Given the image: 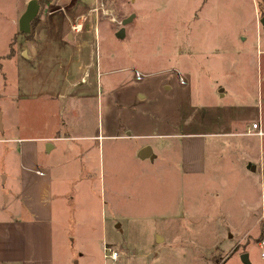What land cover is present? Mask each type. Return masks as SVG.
Returning <instances> with one entry per match:
<instances>
[{"label": "crops", "instance_id": "crops-1", "mask_svg": "<svg viewBox=\"0 0 264 264\" xmlns=\"http://www.w3.org/2000/svg\"><path fill=\"white\" fill-rule=\"evenodd\" d=\"M45 13L34 36L27 42L25 51L9 57L15 61L13 92L6 93L5 77L0 79V264L146 262V254H127L118 241L109 238L112 223L127 221L137 214L134 207L136 199L129 196L126 201H110L105 193L111 186L115 190L127 188L132 191L137 188L139 178L135 173L139 172V166L150 168L159 154H175V165L180 176L197 175L222 162L223 159L216 160L210 156L221 147L217 143L243 138L247 146L242 143L238 149L229 146L221 148L228 151L229 155L233 150L239 152L244 160L242 169L246 174L257 175L258 183L263 187L262 113L258 112L257 119L252 118L247 123L231 120L232 131L201 130L186 135L149 131L155 126L164 129L175 123L176 103L171 106L164 102L163 110L152 114L153 120L146 115L135 116L133 113L122 115L123 119L113 116L114 104L110 97L112 94L117 95L123 85L132 89L133 84L144 81L145 84L143 82L142 86L132 89L130 93L136 97L142 91V98L148 101L161 94L156 91L157 87L152 81L144 80L148 76L137 80L131 67L112 66L120 57L115 42L123 44V37L113 39L106 36L104 41L99 36L103 22L98 18L93 4L74 0L70 8L61 7ZM75 24L78 29L73 30ZM259 36L255 32L258 40ZM141 41L150 42L145 38ZM170 41V47L166 43L165 46L163 40L159 42L161 51L164 48V52H167L177 43L183 45L185 39ZM157 45H154L155 55L171 56L170 53L159 54L161 51H158ZM124 47L129 52L130 46ZM144 49L146 46L142 47V52ZM22 57L28 60L24 69L20 68L18 59ZM104 58L109 65L104 66ZM118 77H121L120 80ZM164 81L161 96L163 101H168L171 85H168L167 79L164 78ZM215 83L218 84V80ZM150 88L153 90L152 96L148 94ZM222 91L221 97L225 96V91ZM19 98L31 105V122L27 124H16L12 119L15 108H10L8 103L14 105L13 101ZM94 102L97 112L100 106L101 110L107 111L109 116L106 123L98 116L93 122L83 119ZM220 122L226 121L220 119ZM155 123L158 125H153ZM253 123H258L259 129L263 131L261 136L251 128ZM155 139L157 148L153 147ZM158 139L169 141L163 145ZM136 141L141 142L135 144ZM144 146L151 147L152 159L137 156ZM106 149L111 156L107 167ZM230 160L233 161V158ZM96 192L100 194L99 197ZM165 208L168 214L161 217L164 219L162 224H165V234L159 229L155 231L158 245L166 243L173 230L170 222L173 219L172 210ZM153 209L157 213V205ZM254 221L257 222L256 218ZM115 227L117 231L123 230L122 224L117 223ZM217 230L213 229L215 232ZM74 243L79 248H75ZM105 245H110L116 251V245L119 246L122 256L117 251V259L106 257ZM240 254L230 257L237 258L238 263L242 264L238 257Z\"/></svg>", "mask_w": 264, "mask_h": 264}, {"label": "rangeland", "instance_id": "rangeland-1", "mask_svg": "<svg viewBox=\"0 0 264 264\" xmlns=\"http://www.w3.org/2000/svg\"><path fill=\"white\" fill-rule=\"evenodd\" d=\"M28 1L0 0V79L5 77L6 93L13 92L11 88L16 76L15 61L8 54L10 48L11 56L25 51L45 12L61 7L67 9L74 3V0H49L44 12L39 9L31 22L29 34H22L17 22ZM203 1L85 0L88 5L95 6L97 16L103 22L99 36L104 41L106 36L116 38L114 33L121 28V20L134 14L132 20L125 24V34L121 39L123 44L115 42L120 57L112 63L113 67H131L135 77L138 72L141 77L148 76L144 80L152 81L161 95L164 78L171 85L168 101H163L161 95L148 101L142 98V91L132 97L131 90L142 86L144 81L133 84L132 89L123 85L117 95L110 97L114 104L113 116L122 118L124 114L133 113L153 120L152 114L160 113L164 102L171 106L176 103L175 123L164 129L155 126L149 131L184 135L201 130L232 131L231 120L247 123L252 118L257 119L259 113L264 117V34L259 21L264 13V0ZM254 30L258 36L260 34L259 40ZM143 38L150 42H142ZM181 38L185 39L183 45L177 43L167 52L164 48L161 51L159 42L162 40L170 47V40L180 41ZM156 44L161 51L159 54L170 53L171 56L155 55ZM124 45L130 46L129 52ZM143 46H146L144 52ZM18 59L20 68L24 69L28 60L25 57ZM103 64L109 65L106 60ZM160 70L161 73L157 74ZM118 78L120 80L121 77ZM222 90L225 91L223 97ZM152 91L150 88L148 92L151 96ZM13 104L8 103L10 108H15L13 121L20 124L31 122V105L22 98L14 100ZM90 111L85 113L87 116L84 114L83 119L93 122L98 116L104 123L107 122V111L101 110L100 106L97 112L95 102ZM220 119L226 122L221 123ZM157 141L166 145L169 140ZM155 142L156 139L153 147L157 148ZM242 143L247 146L243 138H233L231 142L225 140L217 145L238 149ZM221 147L210 156L216 160L223 159L222 162H217L202 174L180 176L175 165L176 156L169 152L168 156L159 154L148 169L145 165L139 166V172L135 173L139 178L137 188L132 191L127 188L115 190L111 186L110 190H106V198L110 201H126L129 196L136 199L134 207L137 209V214L131 219L112 223L110 240L118 241L127 254H146V262L141 264H241L237 258L230 256L243 252L249 254L250 264H264V248L261 247L264 241V180L261 187L257 175L246 174L242 169V155L236 150L229 155ZM121 149L124 151V148ZM109 153L106 149V167L111 159ZM232 158L233 161L230 160ZM97 195L99 197L100 194ZM155 205L157 213L153 209ZM165 207L172 210L173 219L170 222L173 230L166 243L158 245L155 231L159 229L165 234L164 219L161 218L168 214ZM93 210L96 215L95 206ZM117 223L123 225L122 231H117ZM216 228L219 230L213 231ZM222 234L223 238H220ZM74 246L79 248L77 243ZM116 248L122 256L120 247L116 245ZM205 256V259H192Z\"/></svg>", "mask_w": 264, "mask_h": 264}, {"label": "water", "instance_id": "water-1", "mask_svg": "<svg viewBox=\"0 0 264 264\" xmlns=\"http://www.w3.org/2000/svg\"><path fill=\"white\" fill-rule=\"evenodd\" d=\"M40 5L38 3V0H29L24 11L22 12L21 16L18 19L17 22V28L22 34H29L31 31V22L36 18L38 15ZM134 17V14H130L128 17L123 18L121 20V28L115 33V37L118 39H121L125 34V24L129 23L132 18ZM259 21L262 26V31L264 34V14L261 15L259 18ZM24 53V52H23ZM139 158H145L149 157L150 159L153 158L151 155V147L144 146L140 149L139 153L137 154ZM253 169V167H252ZM240 259L243 264H250L249 262V256L248 253L243 252L240 254Z\"/></svg>", "mask_w": 264, "mask_h": 264}, {"label": "built area", "instance_id": "built-area-1", "mask_svg": "<svg viewBox=\"0 0 264 264\" xmlns=\"http://www.w3.org/2000/svg\"><path fill=\"white\" fill-rule=\"evenodd\" d=\"M72 28H73V30L78 29L76 24L73 25ZM139 78H141L140 72L136 73V79L138 80ZM180 81H181V79H180ZM251 128L256 131L255 134H257L259 136H261L263 134V131H261V129H259L258 123H253ZM261 247L264 248V241L261 243ZM104 250H105V256L106 257H109L111 259H117L118 258L117 251L114 249L112 250L110 247H108V245H105ZM262 256L264 257V253L262 254Z\"/></svg>", "mask_w": 264, "mask_h": 264}, {"label": "trees", "instance_id": "trees-1", "mask_svg": "<svg viewBox=\"0 0 264 264\" xmlns=\"http://www.w3.org/2000/svg\"><path fill=\"white\" fill-rule=\"evenodd\" d=\"M38 3L40 5L39 9L44 12V6L49 3V0H38ZM11 52H12V49L10 48L9 53H8L10 56H11Z\"/></svg>", "mask_w": 264, "mask_h": 264}]
</instances>
